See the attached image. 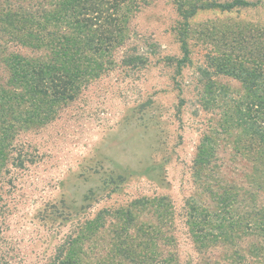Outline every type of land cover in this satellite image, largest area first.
<instances>
[{
  "label": "rangeland",
  "instance_id": "374dc122",
  "mask_svg": "<svg viewBox=\"0 0 264 264\" xmlns=\"http://www.w3.org/2000/svg\"><path fill=\"white\" fill-rule=\"evenodd\" d=\"M234 1L141 0L125 9L124 45L107 53L101 74L75 100L54 103V115L31 126L22 124L26 102L19 113L2 116L17 122L0 169V264H61L68 252L77 264H264V239L239 227L264 217L258 157L238 143L235 119L224 117L245 89L217 74L221 62L212 60L230 53L226 45L239 46L242 29L264 30V0H244L249 5L227 12L204 8ZM57 2L0 0V19L19 7L36 16ZM179 5L202 9L183 19ZM183 39L190 62L182 68ZM13 44L0 33V86L8 89L3 60L10 53L51 63L46 45ZM241 50L237 55L246 58ZM206 140L215 157L202 166ZM150 199L156 201L139 202ZM193 206L225 225L235 222L234 243L199 247L188 223ZM101 216L103 228L76 242Z\"/></svg>",
  "mask_w": 264,
  "mask_h": 264
},
{
  "label": "trees",
  "instance_id": "16d2710c",
  "mask_svg": "<svg viewBox=\"0 0 264 264\" xmlns=\"http://www.w3.org/2000/svg\"><path fill=\"white\" fill-rule=\"evenodd\" d=\"M57 1L52 11L43 7L41 11L40 9L36 11L35 16L28 13L24 7H19L18 13L5 15L0 19V33L12 37L14 46L22 49H42L43 45H46L51 51V63L32 60L19 52L10 53L3 60L9 72L7 83L9 89L0 86V169L6 158L5 151L9 147L6 142L10 138V133L16 129L17 122H8L2 119V116L7 115L9 111H12V114L19 113L21 110L19 105L26 102L28 104L23 110L26 119L22 124L31 126L40 118L41 121L48 118L49 112L52 117L57 102L75 100L84 83L101 74L107 53L124 45L127 23L125 9L137 5L141 0ZM247 5L249 3L244 0H235L225 3L212 2L204 8L227 12ZM183 6L185 5L178 6L183 19H190L196 14V10L202 9L192 6L193 10L188 12L179 9ZM29 27L36 31H30L33 29L29 30ZM237 36L240 38L238 40H241L238 42L239 46L226 45V50L232 48L230 53L224 58L221 55L215 56L212 60L221 62L217 74L235 78L243 83L244 95L233 102L232 110L224 117L226 121L235 119L234 122L240 129L238 143L243 145L247 153L257 155L258 166L256 165L255 178L257 181L262 180L260 188L262 189L264 188V30L259 32L251 28L242 29ZM246 44L257 45V49L253 53H245L248 52ZM187 45L183 39L181 41L183 57L177 62L178 67L183 68L190 62ZM2 47L4 51H8V46ZM241 48L246 58L237 55V51L242 52ZM216 49L219 51V48ZM96 58L101 59L102 62L96 61ZM202 74L209 78L211 71L204 69ZM206 86L209 88L210 84ZM213 101H216V96ZM210 145V140H206L202 145L197 161L199 165L206 166L213 161L215 151ZM155 201L156 199H150L139 202L144 205ZM192 210L188 223L191 235L199 247H205L208 245L207 242L214 240L234 243L236 240L234 230L238 229L235 222L225 225L226 223H221L222 220L215 219L209 212L202 210L200 213L197 206H193ZM130 218V226H132L136 221L135 216L132 217L131 213ZM102 219L103 216L91 221L75 241L89 240L93 237L103 228V225H98ZM239 227L243 229V233L251 230L255 236L264 239V217L259 222L243 221ZM73 254L76 255L75 252H68L61 264H77V258L72 257ZM149 257L151 256L147 258ZM169 261V259L160 260L156 264H168Z\"/></svg>",
  "mask_w": 264,
  "mask_h": 264
}]
</instances>
